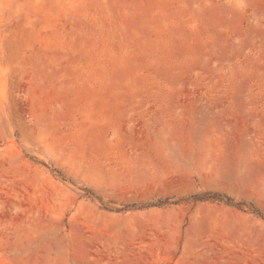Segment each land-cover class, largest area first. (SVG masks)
Returning <instances> with one entry per match:
<instances>
[{"label": "rangeland", "instance_id": "obj_1", "mask_svg": "<svg viewBox=\"0 0 264 264\" xmlns=\"http://www.w3.org/2000/svg\"><path fill=\"white\" fill-rule=\"evenodd\" d=\"M0 264H264V0H0Z\"/></svg>", "mask_w": 264, "mask_h": 264}]
</instances>
